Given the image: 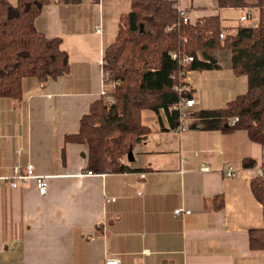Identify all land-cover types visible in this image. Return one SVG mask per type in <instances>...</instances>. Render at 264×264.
<instances>
[{
	"label": "crops",
	"instance_id": "1",
	"mask_svg": "<svg viewBox=\"0 0 264 264\" xmlns=\"http://www.w3.org/2000/svg\"><path fill=\"white\" fill-rule=\"evenodd\" d=\"M179 3L193 23L219 16L228 27L222 13L230 8L217 0ZM131 4L56 0L36 18L39 32L62 38L70 70L45 81L25 77L21 99L0 98V264H99L110 257L121 264H264V250L249 246L250 230L264 227L263 205L251 188L264 146L245 131L180 133L170 129L164 112L160 122L149 115L152 132L135 146V159L127 163L132 170L94 175L87 173L88 146L65 142L101 99L104 52ZM221 54L215 55L219 69L189 72L194 108L200 103L194 111L224 107L218 102L226 105L243 93L219 95L227 84L238 87L230 53L224 62ZM195 73L205 75L198 97ZM239 78L248 88L247 77ZM246 159L254 167H245ZM28 163L47 177V196L38 193L35 179L12 187L15 167L25 170ZM229 169L237 175L228 178Z\"/></svg>",
	"mask_w": 264,
	"mask_h": 264
},
{
	"label": "trees",
	"instance_id": "2",
	"mask_svg": "<svg viewBox=\"0 0 264 264\" xmlns=\"http://www.w3.org/2000/svg\"><path fill=\"white\" fill-rule=\"evenodd\" d=\"M53 1L17 0L13 4L0 0V98L21 99L25 77L45 81L69 72V54L62 38H48L35 26L43 7ZM217 1L222 9H258V26L222 27L219 16L183 24L177 0H132L130 10L121 14L115 42L104 52L108 82H118L110 91L116 102L108 108L104 99L95 101L82 118L79 132L64 137L65 142L88 146L89 171L105 174L132 170L127 166L129 153L145 143L152 132L144 118L146 112L156 115L159 122L164 112L170 129L179 128V113L172 107L194 93L181 95L174 90L186 69L172 58L173 53L193 56L191 71H207L219 69L215 58L219 51L230 52L232 71L247 77V91L222 108L192 110L191 116L198 123L190 122L191 128L200 124L204 130H243L251 141L264 146V0ZM168 27L173 28L167 31ZM222 31L226 33L224 39L220 37ZM235 118L239 120L230 126ZM243 164L254 167L255 163L246 159ZM262 171L251 188L263 205L264 220V163ZM249 246L264 250V227L250 230Z\"/></svg>",
	"mask_w": 264,
	"mask_h": 264
},
{
	"label": "built area",
	"instance_id": "3",
	"mask_svg": "<svg viewBox=\"0 0 264 264\" xmlns=\"http://www.w3.org/2000/svg\"><path fill=\"white\" fill-rule=\"evenodd\" d=\"M177 9L179 11L181 22L183 24H188L192 21L188 11L180 5L179 0H177ZM240 21L241 22H251V25L254 28L257 27L259 24V18L257 17L256 13H254V10L251 8L246 9L243 12V15L240 17ZM172 28L173 27H168L167 31H171ZM96 32L97 33L102 32L101 26L96 27ZM225 34H226L225 31L221 32V34H220L221 39H224ZM172 58L174 60H179L181 65L183 67H185V69L188 66L187 69L179 75L180 85L175 86L174 90L176 92L180 93L181 95L184 92L193 91V88H191L190 85L188 84V76H189V72L191 71L189 68L191 66V63L194 61V57L193 56L180 55V53H173ZM173 78H176V77L173 76ZM103 79H104V84L102 85V88L100 91V98L104 99L106 106L110 107L111 105H113L116 102V100L111 95L110 91L116 87L118 82L109 83L108 77L106 76L105 72H104ZM196 104H197V100L195 99L194 96H192L190 98L183 97L179 100V102L175 106L172 107L173 110L178 111V113H179L180 125H179V128L177 129L178 132L183 133V132L191 129L190 122L198 123L197 120L194 119L193 116H191L192 110L196 106ZM238 120H239L238 118H235L234 121H232L230 123V126H234ZM195 128L201 129V125L197 124ZM204 169L208 170L207 167H204ZM87 173L89 175H94V173L92 171H88ZM258 174L263 175L262 169H259ZM236 175H237L236 171L233 169H229L228 172L226 173V176L228 178H233ZM27 179H35L38 193L41 196H47L48 190H49V184H48L47 177L43 176V175H38L35 171L34 164H32V163H28L25 170L22 169V166L17 165L15 167V181L12 183V187L17 188L18 187V181L27 180ZM112 200H115V199H112ZM183 212H184L183 209L175 210V214L177 216L182 215ZM185 212L187 214L190 213V211H185ZM147 253H148L147 250L143 251V254H147ZM99 264H121V261H120V259H118L116 257H110V258L105 259L102 263H99Z\"/></svg>",
	"mask_w": 264,
	"mask_h": 264
},
{
	"label": "rangeland",
	"instance_id": "4",
	"mask_svg": "<svg viewBox=\"0 0 264 264\" xmlns=\"http://www.w3.org/2000/svg\"><path fill=\"white\" fill-rule=\"evenodd\" d=\"M9 1L12 2V3L15 2L14 4H16V2H17L16 0H9ZM250 8L254 10V13H256L257 17L259 18L258 9H255L253 7H250ZM240 15H241L240 9H238L236 11L234 9L225 10L222 13L223 24H225L228 27H236L239 24L251 25V22H242L241 23L240 22ZM219 52L220 53H223V54L220 55V61L221 62H224V60H225V57L224 56L227 57L228 56L227 53H230V52H225V51H219ZM182 54L187 56V54L185 52H182ZM187 67H186V69H187ZM191 77L194 78L195 83L197 84V87L199 88V89H197V91L195 93L196 94V97H198V94L197 93H200V89H202V91L204 92L203 89L205 88V75L202 74V73L201 74L195 73V74H191ZM235 77H236V79L238 81L237 82L238 83V87H237V85L236 86L228 87L230 85L227 84V85L224 86V88L222 89V91H221V93L219 95H224L226 97V96H228V94L229 95L234 94V96H237L240 92H243L242 94H244L247 91V84H246V82L245 81L243 82L242 81V78H239V76L237 77V75ZM202 83H204V84H202ZM211 93L212 92L210 91L209 94H211ZM210 96L211 95L206 96V92H205V97H208L209 98ZM198 100H199V98H198ZM218 104H220V106H225L224 101L218 102ZM106 107H108V106H106ZM110 107H108V108H110ZM197 108H200V103H198V106L196 108H194V110H197ZM149 115H153V114L151 112H146L145 115H144V118H145V120H146L147 123H149L147 121V117ZM153 118H156L155 115H153ZM151 125H153V124H151Z\"/></svg>",
	"mask_w": 264,
	"mask_h": 264
},
{
	"label": "water",
	"instance_id": "5",
	"mask_svg": "<svg viewBox=\"0 0 264 264\" xmlns=\"http://www.w3.org/2000/svg\"><path fill=\"white\" fill-rule=\"evenodd\" d=\"M128 157H129L130 162H133L134 159H135V158H134V153H133V152L129 153Z\"/></svg>",
	"mask_w": 264,
	"mask_h": 264
}]
</instances>
